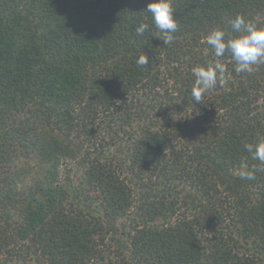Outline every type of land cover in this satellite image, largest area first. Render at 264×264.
<instances>
[{
  "label": "trees",
  "instance_id": "1",
  "mask_svg": "<svg viewBox=\"0 0 264 264\" xmlns=\"http://www.w3.org/2000/svg\"><path fill=\"white\" fill-rule=\"evenodd\" d=\"M150 2L0 0V264H264V172L238 175L264 59L238 73L207 44L237 15L264 28V0H171L168 45Z\"/></svg>",
  "mask_w": 264,
  "mask_h": 264
},
{
  "label": "clouds",
  "instance_id": "2",
  "mask_svg": "<svg viewBox=\"0 0 264 264\" xmlns=\"http://www.w3.org/2000/svg\"><path fill=\"white\" fill-rule=\"evenodd\" d=\"M151 14L153 26L157 29L158 39L163 41L164 45L175 41V33L178 30V24L175 19V12L171 0H152L147 8L143 10ZM150 25L141 22L135 29L137 36H143L148 31ZM231 28L235 33H242L239 36L225 40L223 30H213L207 36V44L214 49L216 57H222L226 50L230 52L236 62V72H247L251 74L254 71L253 66L258 65L264 59V28H259L255 23L246 21V19L237 15L231 21ZM138 65H146L149 58L141 54L137 58ZM195 76L194 85L191 90V96L196 103H200L202 96L209 90L216 87L218 77L220 83H226V66L222 63H215L214 66H196L192 69ZM252 157L260 162L259 166L248 167L242 163L238 175L243 180H255L257 172H264V141L256 144H247L245 146Z\"/></svg>",
  "mask_w": 264,
  "mask_h": 264
},
{
  "label": "rangeland",
  "instance_id": "3",
  "mask_svg": "<svg viewBox=\"0 0 264 264\" xmlns=\"http://www.w3.org/2000/svg\"><path fill=\"white\" fill-rule=\"evenodd\" d=\"M73 176H75V174H73Z\"/></svg>",
  "mask_w": 264,
  "mask_h": 264
}]
</instances>
